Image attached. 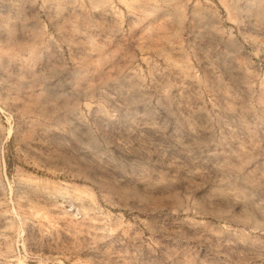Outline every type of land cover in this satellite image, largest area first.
I'll return each mask as SVG.
<instances>
[{
	"label": "rangeland",
	"instance_id": "obj_1",
	"mask_svg": "<svg viewBox=\"0 0 264 264\" xmlns=\"http://www.w3.org/2000/svg\"><path fill=\"white\" fill-rule=\"evenodd\" d=\"M0 264H264V0H0Z\"/></svg>",
	"mask_w": 264,
	"mask_h": 264
},
{
	"label": "bare ground",
	"instance_id": "obj_2",
	"mask_svg": "<svg viewBox=\"0 0 264 264\" xmlns=\"http://www.w3.org/2000/svg\"><path fill=\"white\" fill-rule=\"evenodd\" d=\"M194 210V215L200 219H213L215 221L218 222V224L221 226V228H227V229H231L235 226H238V225H234L232 223H229L226 218V216L224 214H221V213H215L213 211H210V210H207L205 208H193ZM177 212H180L181 210H176ZM189 212V211H188Z\"/></svg>",
	"mask_w": 264,
	"mask_h": 264
}]
</instances>
